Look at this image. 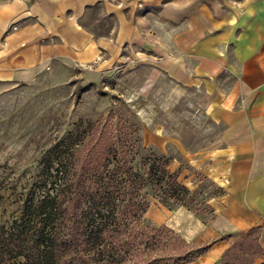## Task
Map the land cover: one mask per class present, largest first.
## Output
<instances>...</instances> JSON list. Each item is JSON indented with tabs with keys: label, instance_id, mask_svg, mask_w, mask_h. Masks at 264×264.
Returning a JSON list of instances; mask_svg holds the SVG:
<instances>
[{
	"label": "crops",
	"instance_id": "crops-1",
	"mask_svg": "<svg viewBox=\"0 0 264 264\" xmlns=\"http://www.w3.org/2000/svg\"><path fill=\"white\" fill-rule=\"evenodd\" d=\"M144 1L157 8L156 18L169 27L166 53L152 63L173 83L168 106L181 91L193 89L200 94L201 109L220 126L208 151L210 167L226 194L208 223L194 217H185L188 226L181 223L184 240L207 247L191 264H226L236 247L250 244L259 255L242 264H263L264 0ZM101 2L1 0L0 58L19 51L14 69L33 68L58 56L96 63L105 54L104 63L110 62L116 50L136 43L141 32L132 17L108 10L116 21L113 42L96 40L80 21L86 9ZM117 3L129 8L128 0Z\"/></svg>",
	"mask_w": 264,
	"mask_h": 264
},
{
	"label": "rangeland",
	"instance_id": "rangeland-1",
	"mask_svg": "<svg viewBox=\"0 0 264 264\" xmlns=\"http://www.w3.org/2000/svg\"><path fill=\"white\" fill-rule=\"evenodd\" d=\"M138 1L128 0L129 8L123 9L119 0H102L86 9L80 21L96 40L112 43L116 21L108 10L132 17L141 36L136 43L116 50L110 62L104 63L108 60L105 54L96 63L58 56L33 68L14 69L13 57L19 51L0 58V78L10 77L0 81V183L13 179L17 167L34 164L74 123L116 113L136 124L144 149L170 159V170L179 171L180 181L193 193L190 210L169 209L153 201L145 215L153 225L179 229L180 236L185 230L181 223L189 225L185 217L208 223L226 194L210 167L208 151L220 126L201 109L200 94L193 89L181 91L168 106L173 83L166 74L155 71L152 63L166 53L169 27L156 18L157 8ZM152 30L157 32L153 38ZM230 255L226 264H242L259 252L250 244L236 247Z\"/></svg>",
	"mask_w": 264,
	"mask_h": 264
},
{
	"label": "trees",
	"instance_id": "trees-1",
	"mask_svg": "<svg viewBox=\"0 0 264 264\" xmlns=\"http://www.w3.org/2000/svg\"><path fill=\"white\" fill-rule=\"evenodd\" d=\"M72 127L0 183V264H191L206 252L146 220L153 201L190 210L193 193L135 123L110 112Z\"/></svg>",
	"mask_w": 264,
	"mask_h": 264
}]
</instances>
